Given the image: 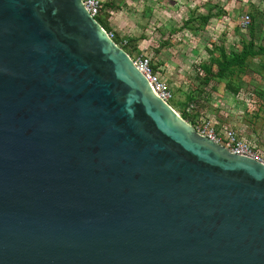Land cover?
Returning a JSON list of instances; mask_svg holds the SVG:
<instances>
[{"label": "water", "instance_id": "1", "mask_svg": "<svg viewBox=\"0 0 264 264\" xmlns=\"http://www.w3.org/2000/svg\"><path fill=\"white\" fill-rule=\"evenodd\" d=\"M0 264H264V165L199 136L80 0H0Z\"/></svg>", "mask_w": 264, "mask_h": 264}, {"label": "rangeland", "instance_id": "2", "mask_svg": "<svg viewBox=\"0 0 264 264\" xmlns=\"http://www.w3.org/2000/svg\"><path fill=\"white\" fill-rule=\"evenodd\" d=\"M104 17L117 40H130L131 54L151 58L173 92L174 112L191 127L200 117L238 126L248 140L264 141V55L248 59L223 78L215 72L221 53L240 50L254 30L264 46V0H105ZM250 24L241 28V17ZM191 99V100H190ZM192 107V108H191ZM183 120V119H182Z\"/></svg>", "mask_w": 264, "mask_h": 264}, {"label": "built area", "instance_id": "3", "mask_svg": "<svg viewBox=\"0 0 264 264\" xmlns=\"http://www.w3.org/2000/svg\"><path fill=\"white\" fill-rule=\"evenodd\" d=\"M80 2L95 22L104 17L105 0H80ZM249 24L250 19L247 15L241 17V28L246 29ZM104 32L116 47L122 49L126 45V40H117L116 35L112 31L106 32L104 30ZM129 58L133 62L136 70L143 76L155 94L172 109L169 105V102L173 100L172 89L153 71L151 58L141 53L136 56H129ZM192 128L199 136L222 147L230 154L246 157L264 165V142L260 138H256L253 141L248 140L235 129L226 125H221L207 117L197 121Z\"/></svg>", "mask_w": 264, "mask_h": 264}, {"label": "trees", "instance_id": "4", "mask_svg": "<svg viewBox=\"0 0 264 264\" xmlns=\"http://www.w3.org/2000/svg\"><path fill=\"white\" fill-rule=\"evenodd\" d=\"M105 5L106 3H104V6ZM97 22L106 32L111 31V28L108 25L105 17H103L102 19H98ZM254 39H255L254 30L251 29L249 32L248 41L241 45L240 50L238 52L230 54V55H226L223 52L221 53L220 59L217 60L215 63V72H212L210 69L203 67L202 70L206 76V79L204 80V84H208L209 77L223 78L232 68L244 66L245 62L248 59H251V58L253 59L255 57L264 55V46L256 47ZM126 42H127L126 45L122 49L125 51L126 54L131 56L135 48L133 45H131L132 43L130 42V40H126ZM152 69L160 77V73L156 71L153 63H152ZM203 118H206V117L205 116L200 117L197 121H200ZM182 119L185 120L183 117ZM243 137L246 138V136L244 135Z\"/></svg>", "mask_w": 264, "mask_h": 264}, {"label": "crops", "instance_id": "5", "mask_svg": "<svg viewBox=\"0 0 264 264\" xmlns=\"http://www.w3.org/2000/svg\"><path fill=\"white\" fill-rule=\"evenodd\" d=\"M224 125L235 129L239 134L243 135V133L239 130L240 128L238 126H235V125L232 126V125H227V124H224ZM261 135H264V134L262 133Z\"/></svg>", "mask_w": 264, "mask_h": 264}]
</instances>
